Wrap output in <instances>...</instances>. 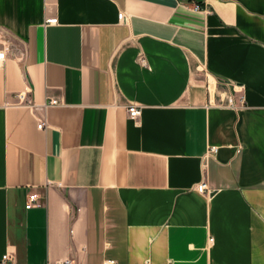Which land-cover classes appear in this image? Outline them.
<instances>
[{"label": "crops", "instance_id": "0c3cea01", "mask_svg": "<svg viewBox=\"0 0 264 264\" xmlns=\"http://www.w3.org/2000/svg\"><path fill=\"white\" fill-rule=\"evenodd\" d=\"M0 33V264H264V0H0Z\"/></svg>", "mask_w": 264, "mask_h": 264}, {"label": "built area", "instance_id": "2783aa9c", "mask_svg": "<svg viewBox=\"0 0 264 264\" xmlns=\"http://www.w3.org/2000/svg\"><path fill=\"white\" fill-rule=\"evenodd\" d=\"M195 8L198 9L201 7L199 5H197ZM123 16H124V14L121 12L119 14V18L122 19ZM46 22L47 23H57L58 18L57 17L49 18L46 20ZM12 49L13 48H12V45L10 44L9 40L6 38L5 35L0 33V61H4V60L8 59L11 56L10 53H11ZM223 84H226V83H223ZM233 89H234L233 93L229 94V96H227L225 98V100L222 101V104H226L227 106L235 108V109H240V108L244 107V104H245L244 97H240L239 99H237V97L235 95V93L237 92L235 86ZM209 91L211 94H214V92L212 93L210 88H209ZM14 98L16 99V101L14 103H12V105L27 107L31 110L35 109V107H36V104L34 102L32 95H28V93L26 91L14 93ZM60 103H61L60 99H58L56 97H50L48 99V101L45 103L44 107L47 108L49 106L59 105ZM128 113L132 119H137L141 114V108L138 105H129L128 106ZM46 127H47L46 117L42 116V117L38 118V128L39 129H45ZM209 151L210 152H216L217 147L213 146L210 148ZM197 189H198V191L205 193L207 195H210L214 191L213 189H211L209 187L206 180H203L202 182H200L197 185ZM41 205H42V200H41L40 195L37 192H32L29 195V198H28V201H27L25 207L27 209H30L32 207H37V206H41ZM3 262H4V264H16V263H14V260H13L10 253H6L4 255ZM66 264H71V260L68 259L66 261ZM103 264H119V263L114 259H106ZM146 264H151V263L148 262Z\"/></svg>", "mask_w": 264, "mask_h": 264}, {"label": "bare ground", "instance_id": "6f19581e", "mask_svg": "<svg viewBox=\"0 0 264 264\" xmlns=\"http://www.w3.org/2000/svg\"><path fill=\"white\" fill-rule=\"evenodd\" d=\"M210 89H211V87H210ZM211 91H212V93H213V90L211 89Z\"/></svg>", "mask_w": 264, "mask_h": 264}]
</instances>
